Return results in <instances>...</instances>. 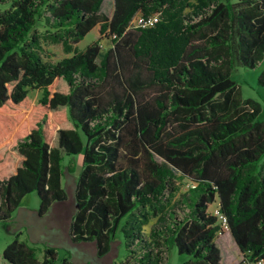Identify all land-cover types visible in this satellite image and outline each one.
I'll return each mask as SVG.
<instances>
[{"label": "trees", "instance_id": "obj_1", "mask_svg": "<svg viewBox=\"0 0 264 264\" xmlns=\"http://www.w3.org/2000/svg\"><path fill=\"white\" fill-rule=\"evenodd\" d=\"M102 1L0 0V221L29 192L39 217L65 200L62 161L80 155L68 235L96 257L119 232L135 264H162L166 243L189 256L180 264H220L226 233L236 264L264 260V121L230 77L262 64L264 85V0H112L110 16ZM152 14L151 27L131 24ZM47 42L69 55L44 60ZM175 172L191 181L182 192ZM19 236L3 264H73L49 245L38 259Z\"/></svg>", "mask_w": 264, "mask_h": 264}, {"label": "rangeland", "instance_id": "obj_2", "mask_svg": "<svg viewBox=\"0 0 264 264\" xmlns=\"http://www.w3.org/2000/svg\"><path fill=\"white\" fill-rule=\"evenodd\" d=\"M6 4L0 3V9H3ZM100 11L106 16H110L112 11V0H103ZM188 9L185 10L187 12ZM186 16L192 17L190 12ZM42 30V27H38ZM98 26L92 27L77 43L76 47L82 49L91 40L98 37ZM99 50L103 52L111 46L110 38L104 34L99 38ZM43 59L53 63L63 56L69 55L64 53L59 43H42ZM262 64L256 65L254 68H244L242 66H234L230 72V77L235 81L239 88L242 98H251L259 104L258 119L264 121V85H259L256 81L260 73ZM29 99L34 102L39 96V91L35 89L28 90ZM264 159V154L262 156ZM63 175L61 185L65 189L66 199L60 202L53 203L49 210L41 217L35 216L38 206V199L34 192L26 193L20 199V206L13 223L9 224L0 221V250L6 241H9L13 236V227L16 226L21 231L20 239L27 241L29 244L37 248L36 255L40 256V248L48 243H53L57 252V258L62 255H68L73 264H135L131 259L125 257V250L122 245V240L119 232L115 234L110 241L109 250L101 257H96L93 242H72L67 235V225L69 217L74 210L73 187L76 173L80 167V155L73 157H64ZM73 164L74 171L69 172L66 165ZM176 183L179 187V192L184 191L191 181L187 176L175 172ZM177 198V194L175 195ZM19 206V205H18ZM216 209L215 203L208 206V211L214 214ZM178 212L176 209H173ZM178 214H182L178 212ZM155 219L151 218L146 225L143 226V233L147 235L151 225ZM218 222L219 219H218ZM53 229L54 231L50 230ZM220 251V264H236L240 259V254L237 251L232 239L228 234L224 233L218 236L215 240ZM189 256L186 254L177 253L174 245L165 244L162 264H180Z\"/></svg>", "mask_w": 264, "mask_h": 264}, {"label": "built area", "instance_id": "obj_3", "mask_svg": "<svg viewBox=\"0 0 264 264\" xmlns=\"http://www.w3.org/2000/svg\"><path fill=\"white\" fill-rule=\"evenodd\" d=\"M157 14H152L146 17L136 15L132 21L131 24L133 26H139V27H151L153 24L157 21ZM214 214L218 217L220 224L222 228H225V220L224 217L218 212L217 209L214 210ZM254 264H264V260H258Z\"/></svg>", "mask_w": 264, "mask_h": 264}, {"label": "crops", "instance_id": "obj_4", "mask_svg": "<svg viewBox=\"0 0 264 264\" xmlns=\"http://www.w3.org/2000/svg\"><path fill=\"white\" fill-rule=\"evenodd\" d=\"M19 206H17L16 208H17V210H16V216L15 217H17V213H18V211L19 210H22L21 208V206H20V204H18ZM15 210L13 211V213H12V223H13V220L15 219V217H14V212H15ZM35 216L38 218V215L37 214H35ZM69 219H70V217H69ZM14 230H19L18 228H16V226H14L13 227V231ZM50 230H52V231H54L52 228L50 229ZM20 231V230H19ZM20 234H21V231H20ZM67 235H68V225H67ZM68 237H69V235H68ZM8 241H6L5 243H4V245L7 243ZM27 242V241H26ZM28 243V242H27ZM3 245V246H4ZM46 245H49V246H52V247H54V245H53V243H48V244H46ZM3 248V247H2ZM2 248H1V250H2ZM1 250H0V254H1ZM62 256H64V255H62ZM40 257H41V253H40V256H37V258L38 259H40ZM0 264H3V261H2V259H1V256H0Z\"/></svg>", "mask_w": 264, "mask_h": 264}]
</instances>
